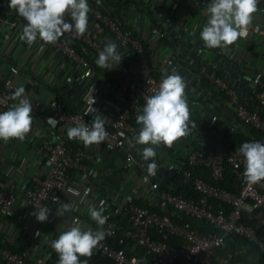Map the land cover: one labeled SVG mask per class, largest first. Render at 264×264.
<instances>
[{
	"label": "built area",
	"instance_id": "obj_1",
	"mask_svg": "<svg viewBox=\"0 0 264 264\" xmlns=\"http://www.w3.org/2000/svg\"><path fill=\"white\" fill-rule=\"evenodd\" d=\"M0 1L8 6L9 0ZM259 9L264 15V5H259ZM91 11L117 43L131 47L143 55V78L128 86L125 103L113 122L109 126L105 125L109 135L104 143L109 148H118L126 138L134 137L138 133L136 117L143 107L140 101L144 102L145 97L158 90L164 74H159L154 66V57L159 59L160 56L151 53L147 39L128 32L117 18L102 9L100 2L95 3ZM65 19L72 22L68 15ZM3 22L16 25L9 14L0 10V23ZM38 41L44 43L39 38ZM74 41L83 44L85 50H78L73 44ZM46 45L58 49L68 59L86 68L94 66V59L98 58V53L105 47L89 31L82 36L65 33L56 43ZM111 69H107V74L114 76ZM19 70V66H11L13 73H18ZM205 77L219 92L237 98L236 90L217 72H207ZM17 87L19 85L12 77L4 75L0 70V112L12 107L15 101L10 96ZM256 101L264 107V81L256 92ZM91 109L92 107L68 109L55 98L48 107L51 118L69 127L81 123L90 127L99 115V109L98 112ZM237 115L243 123L257 129L260 132V142H264V115L257 108L243 103L238 105ZM239 148L240 146L229 147L222 151L193 149L182 159L167 164L169 170L182 174L185 181L193 184L202 193L198 199L175 193L169 183L153 179L148 173L140 174V187L137 191L118 195L113 199L115 210L107 215L108 221L104 228L107 236L93 250V255H100L111 264H132L133 259L138 264H246L243 259L234 262L233 253L223 252L227 243L235 241L236 236H243L254 243L258 247V253L263 255L264 234L244 220V213L247 205L264 212V181L256 185L245 182L242 177L244 158L239 154ZM30 152L38 156L34 161L36 165L40 160L47 167L42 172H34L29 183L23 187L21 192L25 200V213L22 217H35L31 213L37 210L36 206L47 207L51 211L49 216L55 215L68 197L69 203L77 208L71 212L72 222L79 220L82 223L89 215L88 205L92 192L90 191L83 204L80 203V196L86 189L91 190L90 184L95 173L92 162L97 160L96 155L58 132L46 136L40 132L35 133L30 142ZM22 161L23 158L20 162ZM126 162L128 167L134 166L132 153H127ZM227 165L234 170L237 190L222 185L226 178ZM201 166L210 169L212 180L193 173L192 167ZM22 169L20 165H16L8 179L0 180L1 215L10 214L20 195L19 182L24 177ZM69 188L73 191L69 192ZM148 189L157 191L171 210L162 213L141 204V198ZM99 206L100 203L96 204L97 208ZM174 216L181 219H175ZM183 216L203 220L206 224H192L185 221ZM91 230L100 229L95 227ZM171 236L179 237L180 243L169 242ZM90 258L80 259L81 264L85 260L87 264H93ZM0 264L41 263L32 258L28 249L19 251L0 242Z\"/></svg>",
	"mask_w": 264,
	"mask_h": 264
},
{
	"label": "crops",
	"instance_id": "obj_2",
	"mask_svg": "<svg viewBox=\"0 0 264 264\" xmlns=\"http://www.w3.org/2000/svg\"><path fill=\"white\" fill-rule=\"evenodd\" d=\"M102 1L88 0L90 12L87 31L103 45L107 41L116 43L120 51L124 53L121 63L114 64L111 69L114 76L106 75L95 61L92 68L83 67L68 59L58 49L41 43L38 38L33 45L29 46L26 41L19 39L26 22L15 13V10L0 1V10L9 14L16 22V25L9 22L0 23V70L4 75L12 77L19 86L25 88L26 95L33 105L32 130L26 138L23 141L0 140V180L8 179L16 165H20L24 173V177L19 182L20 195L10 214H0V242L14 245L22 250L28 249L32 258L41 264H47L54 254L59 258L51 248V242L58 239L60 233L73 224L72 213H66L64 217L51 215L46 222H38L35 217H22L25 213V200L21 191L29 183L34 172H42L47 167L40 160L37 165L35 164L34 161L38 156L30 152L32 137L37 132L44 136L58 132L68 138L69 126L58 121L54 127L48 123L49 104L55 98L68 109L81 110L86 107L99 109L98 116L105 120L106 126H109L125 103L128 86L144 76L143 55L131 47H124L117 43L105 26L93 16L91 7L97 2L103 4ZM120 1L123 0L105 2L107 10L121 24H124L128 32L147 39L151 53H153L152 48L160 44L158 41L164 37V34L161 32V35L154 36L156 26L150 19V14L160 22L158 27H164L163 24L167 23L171 16L174 18L171 27L176 31L178 28H190L192 42L198 44L196 51L206 53V59L203 62L205 67L197 72L198 76L194 79L197 86L192 87L191 82L185 81L194 94L203 97L224 95L206 79L205 74L210 71L219 72L237 92V98L225 95L228 99L216 117V120H220L226 126L224 132H218V128L211 134L208 133L206 137L209 142L205 147L199 148L189 135L176 141L171 148L163 145L155 146L154 159L158 168L156 175L152 178L168 184L172 179L162 173V166L182 159L193 149L222 151L225 149L224 139L228 133L246 131L244 123L237 115V107L241 103L254 106L257 102L256 92L260 83L264 81V15L259 9V5H264V0H260L258 4V11L254 13V19L246 37L239 38L233 45L215 49L205 47L200 39V32L208 19L206 9L210 0H129L131 3L117 10L118 8L112 3ZM3 6L5 7L2 8ZM187 41L190 40L187 38ZM79 47L81 51L85 50L83 44L79 43ZM190 60L192 61V58ZM153 61L158 72L168 74L172 72H165L164 63H161L157 57H154ZM13 65L20 67L18 73L11 71ZM140 104L143 106L144 102L140 101ZM140 127L138 125L139 130ZM130 138L132 137L126 138L118 147L119 153L109 151L108 147L103 148V142L100 145L85 146L80 140L68 138L73 143L81 144L97 157V160L92 162L95 173L90 184L92 192L90 204L96 206L103 201L105 216L115 210L112 204L113 199L118 195L137 191L140 187L139 175L147 173L148 162H145L139 154L145 146L137 145L134 141L130 146L127 142ZM125 153H137V157L133 154L135 163L132 168L127 164L124 165L126 160L122 155ZM22 158L23 161L20 162ZM141 199L144 203L169 210V206L153 189H148ZM63 203H69L68 197ZM245 213L249 219H255L258 223L264 224L262 210L252 209L250 205H247ZM80 224L86 229L99 228L90 214ZM83 258L85 257H80V259ZM242 259L246 264H261L262 258L257 251H253L245 252Z\"/></svg>",
	"mask_w": 264,
	"mask_h": 264
},
{
	"label": "clouds",
	"instance_id": "obj_3",
	"mask_svg": "<svg viewBox=\"0 0 264 264\" xmlns=\"http://www.w3.org/2000/svg\"><path fill=\"white\" fill-rule=\"evenodd\" d=\"M260 0H210L206 13L208 19L200 32V39L205 47L215 49L233 45L239 38L248 35L252 25L254 13L258 11ZM8 7L26 22L19 39L33 45L37 38L45 44L56 43L65 33L82 36L88 28V14L90 7L88 0H9ZM68 15L72 22H68ZM124 53L118 45L107 41L102 51L98 53L95 63L98 67L111 69L114 64L121 63ZM187 84L184 78L175 70L164 74L158 90L151 96L145 97L144 105L136 117L140 125L138 134L128 139L131 146L133 141L137 145H144L140 155L147 163V173L155 176L158 165L155 161V147L161 145L171 148L179 139L190 134V110L185 94ZM16 101L12 107L0 112V140L17 139L23 141L31 132L33 125V105L25 95V88L19 86L10 96ZM98 112L97 109H91ZM55 118H48L53 127ZM105 120L96 116L91 126L78 124L67 129L70 140H80L85 146L100 145L108 137ZM244 158L242 177L249 185H256L264 181V142H245L238 149ZM150 161V162H149ZM73 189L69 188V192ZM90 189H86L80 196L83 204ZM79 195V193H77ZM104 202L99 208L89 204L90 217L100 230L93 231L81 226L79 220H74L71 227L60 233L58 239L51 242V248L58 254V264H81L80 257L90 258L93 250L105 240L107 232L103 226L108 217L103 214ZM35 216L38 222L48 220L50 209L36 206ZM77 210L76 205L63 203L55 215L64 217L66 213ZM87 264V260L83 262ZM132 264H138L133 259Z\"/></svg>",
	"mask_w": 264,
	"mask_h": 264
},
{
	"label": "water",
	"instance_id": "obj_4",
	"mask_svg": "<svg viewBox=\"0 0 264 264\" xmlns=\"http://www.w3.org/2000/svg\"><path fill=\"white\" fill-rule=\"evenodd\" d=\"M149 17L156 26L154 36L161 35V32L164 34V37L158 41L160 44L152 48L153 53L160 56L159 61L164 63V71L175 70L185 81L188 80L192 83L190 86H197L194 79L198 76L197 72L202 71L205 67L203 62L206 59V53L204 51H196L198 44L192 42L193 38L190 36V28H178L176 31L175 28L171 27L174 20L171 16L167 23L163 24L164 27H158L160 22L151 14ZM160 17L162 16L160 15ZM187 38L190 41H187ZM190 58H192V61ZM185 94L190 110L189 127L191 131L189 136L194 139L199 148H203L209 142V139L206 137L208 133L211 134V132H214L218 128V132H224L226 126L220 120H216V117H218V112L228 98L225 95L219 97L213 95L207 97L197 96L189 87H186ZM106 147L108 146L103 142V148ZM109 151L119 153V148H109ZM133 154L137 157V153ZM122 156L126 160L127 153ZM126 164L127 162L124 161V165ZM162 173L169 179H172L176 175L175 171L169 170L166 166H162Z\"/></svg>",
	"mask_w": 264,
	"mask_h": 264
},
{
	"label": "trees",
	"instance_id": "obj_5",
	"mask_svg": "<svg viewBox=\"0 0 264 264\" xmlns=\"http://www.w3.org/2000/svg\"><path fill=\"white\" fill-rule=\"evenodd\" d=\"M102 2H104L103 4H101L102 9L105 12H109V10H107V3L105 2H109V0H103ZM129 3H131V1L129 0H123L122 2L120 1L119 3H112L114 6H116V8H118L117 10L121 9L122 6L128 5ZM5 6H3L2 8H4ZM3 10V9H2ZM111 14V13H110ZM122 25L124 26V24L122 23ZM125 28V26H124ZM79 43L78 41H74L73 44L74 46L81 51L80 47H79ZM96 61V60H94ZM97 65V64H96ZM102 71L107 75V71L102 68ZM219 75H221L219 72H217ZM159 74H168V73H163V72H159ZM255 108H257L262 115H264V107H262L258 102L255 103V105L253 106ZM244 126L246 127V131L243 132H230L226 135L225 139H224V148L227 149L229 147H236V146H241L243 143L245 142H253V141H260V132L255 129L252 128L250 125L244 123ZM192 171L195 175L197 176H201L207 180H212L211 177V173H210V169L208 167H192ZM169 185L172 188V190L177 193V194H181L183 196L186 197H193V198H200L202 193L197 190L193 184L188 183L187 181H185L184 176L180 173H177L171 181H169ZM222 185L228 189H232V190H237V179H236V175L234 173V170L231 166L227 165L226 167V178L224 180V182L222 183ZM141 204L150 207L153 210H157L159 212L162 213H167L171 210V208L169 207V211L165 208H162L158 205H150L148 203H144L142 201H140ZM185 221H189L192 224H206L205 221L203 220H198V219H194V218H190L188 216H183ZM175 219H181L178 218L176 216H174ZM244 220H246L247 222H249L250 224L254 225L257 230L264 234V224H260L257 222V220L255 219H249L247 214L244 213ZM169 242L178 244L180 243V238L179 237H175V236H171L169 239ZM7 246L12 247L13 249L16 250H22L19 247H15L14 245H10V244H4ZM253 251H257L258 252V247L250 242L248 239H246L243 236H236V240L235 241H229L226 245V247L224 248L223 252L224 253H233L234 255V262H237L238 260H242L243 258V254L245 252H253ZM261 264H264V254L261 255ZM91 261L93 264H111V262L100 256V255H93L91 256ZM59 261V258L57 257L56 254H54L52 256V260H48L47 264H57Z\"/></svg>",
	"mask_w": 264,
	"mask_h": 264
}]
</instances>
